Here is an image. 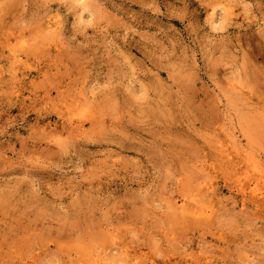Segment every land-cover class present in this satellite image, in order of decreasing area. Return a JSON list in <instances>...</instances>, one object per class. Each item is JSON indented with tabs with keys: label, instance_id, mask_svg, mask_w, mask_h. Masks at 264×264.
I'll return each mask as SVG.
<instances>
[{
	"label": "rangeland",
	"instance_id": "rangeland-1",
	"mask_svg": "<svg viewBox=\"0 0 264 264\" xmlns=\"http://www.w3.org/2000/svg\"><path fill=\"white\" fill-rule=\"evenodd\" d=\"M105 260L264 264V0H0V264Z\"/></svg>",
	"mask_w": 264,
	"mask_h": 264
},
{
	"label": "bare ground",
	"instance_id": "bare-ground-1",
	"mask_svg": "<svg viewBox=\"0 0 264 264\" xmlns=\"http://www.w3.org/2000/svg\"><path fill=\"white\" fill-rule=\"evenodd\" d=\"M18 51V50H17ZM19 55V54H18ZM15 52H14V54L12 55V59L14 60V64L15 63H17V62H20V57L18 56ZM73 123H75V122H73ZM73 126V125H72ZM78 127V129H81L82 127H83V125L82 124H78L77 125ZM227 154V153H226ZM255 189V188H254ZM253 191V193L255 194V193H259V191L258 190H256V191H258V192H256L255 190H252ZM262 193V192H261ZM256 195V194H255ZM183 196V195H182ZM254 196V195H253ZM260 196V195H259ZM189 201H188V199H186V198H182V200L179 202L180 204H179V206L177 205V203H176V205L178 206V210L180 211V213L182 214V215H184V216H190V215H193L194 217H196V216H199V212L198 211H196V208L193 206V207H190V205H189V203H188ZM195 204V203H194ZM177 208V207H176ZM205 211V210H204ZM209 211H211V210H209ZM210 214V213H209ZM202 215H204V214H202ZM207 215L208 214H206V216H204V217H207ZM100 262V261H99ZM99 264V263H98ZM101 264H113V263H107V261L105 260V262H102Z\"/></svg>",
	"mask_w": 264,
	"mask_h": 264
}]
</instances>
